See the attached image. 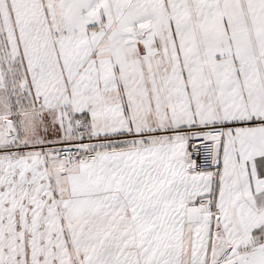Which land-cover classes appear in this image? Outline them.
I'll return each mask as SVG.
<instances>
[{
	"label": "snow or ice",
	"instance_id": "snow-or-ice-1",
	"mask_svg": "<svg viewBox=\"0 0 264 264\" xmlns=\"http://www.w3.org/2000/svg\"><path fill=\"white\" fill-rule=\"evenodd\" d=\"M0 264H264V0H0Z\"/></svg>",
	"mask_w": 264,
	"mask_h": 264
}]
</instances>
